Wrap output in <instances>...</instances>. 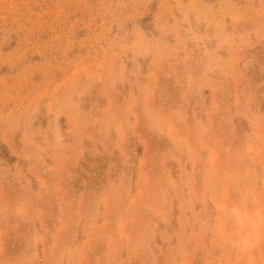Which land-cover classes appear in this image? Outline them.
Wrapping results in <instances>:
<instances>
[{"label":"rangeland","instance_id":"1","mask_svg":"<svg viewBox=\"0 0 264 264\" xmlns=\"http://www.w3.org/2000/svg\"><path fill=\"white\" fill-rule=\"evenodd\" d=\"M0 264H264V0H0Z\"/></svg>","mask_w":264,"mask_h":264}]
</instances>
